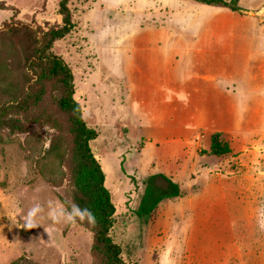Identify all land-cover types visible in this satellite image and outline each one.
I'll list each match as a JSON object with an SVG mask.
<instances>
[{
    "label": "rangeland",
    "instance_id": "rangeland-1",
    "mask_svg": "<svg viewBox=\"0 0 264 264\" xmlns=\"http://www.w3.org/2000/svg\"><path fill=\"white\" fill-rule=\"evenodd\" d=\"M60 1L0 0V102L20 99L29 86L21 47L2 33L5 22L60 25ZM238 6L235 12L198 0L70 3L74 29L53 51L71 67L75 98L98 132L91 147L117 209L111 235L128 264H209L176 248L201 239L240 245L211 264H264V0ZM148 70L158 71L159 85L171 75L173 89L158 90ZM213 76L220 99H202ZM55 97L48 86L42 107L28 115L44 113L50 121H24V132L0 127V264H97L94 236L78 223H54L45 213L37 227L25 226L36 203L46 212L49 202L67 207L74 183V145L55 128L56 120L64 125ZM217 132L232 148L220 158L210 154ZM157 173L182 182L190 193L180 206L199 211L162 219L164 209L177 207L168 199L141 217L145 181ZM213 177L232 182L231 194L217 197L215 187L196 194ZM157 183L166 186L163 178ZM206 209L214 212L200 213Z\"/></svg>",
    "mask_w": 264,
    "mask_h": 264
},
{
    "label": "trees",
    "instance_id": "trees-1",
    "mask_svg": "<svg viewBox=\"0 0 264 264\" xmlns=\"http://www.w3.org/2000/svg\"><path fill=\"white\" fill-rule=\"evenodd\" d=\"M73 0H61L59 12L63 17L62 24L56 26H33L13 17L5 22L2 33L17 43L22 50L26 72L28 75V90L20 99L0 102V127H7L16 132L25 131L24 121H50L51 117L29 118V111L46 101L47 87L54 85L57 97L52 104L64 118V125L55 121V128L68 132L73 141L74 183L67 199V207L72 202L81 208L92 210L96 217L95 225L78 222L90 230L94 236L92 254L97 264H128L123 258L122 247L111 235L115 224L116 205L112 193L106 186V175L103 166L94 154L91 142L98 138V132L88 126L84 118L83 108L76 100L74 74L66 61L54 51L56 42L63 40L74 29L73 13L70 3ZM207 5L226 7L239 11V0H198ZM8 114L16 115L7 118ZM23 116V120L17 116ZM232 153L230 142L224 133L217 132L211 136L210 154L224 157ZM159 178L166 181L165 187L157 183ZM145 191L137 213L152 216L159 205L165 200H174L185 196V190L180 183L163 174L150 175L145 181Z\"/></svg>",
    "mask_w": 264,
    "mask_h": 264
},
{
    "label": "crops",
    "instance_id": "crops-1",
    "mask_svg": "<svg viewBox=\"0 0 264 264\" xmlns=\"http://www.w3.org/2000/svg\"><path fill=\"white\" fill-rule=\"evenodd\" d=\"M173 36L174 35H168V39L169 40L173 39L172 38ZM181 39L185 40L186 38H181ZM202 40H203V38H199L198 44H201ZM261 65H262L261 68H262V70L264 72V63L261 64ZM148 71L151 72V73H154L153 76H152L151 83L155 84L156 88L158 90H161L162 93L173 89V87L171 86V83H170L171 75L168 76L167 77L168 79L166 78L164 82H161L162 83L161 85H159L157 83V81L155 80V79H157L158 71H156V72L154 70H148ZM134 72L136 73L135 70L133 71V73ZM130 73H131L130 71H128V73L124 72V76L125 75H130ZM162 74L165 77L167 75L164 72ZM144 75L147 76V83L149 84L150 83L149 82L150 76H148L147 73L146 74L144 73ZM125 78H126V76H125ZM207 80H210V82L212 83V87H211L210 90H208L209 92L205 93L202 96V99H220L219 95L221 94V90L219 88L220 85H218L219 78L217 76H213V77L207 78ZM125 86H126V84H125ZM128 87H130V86L127 84V89H128ZM178 91L180 92L182 90L179 89ZM173 99H176V98H173ZM202 124L205 125V126H208L207 120H203ZM210 143H211V140H210ZM176 182L180 183L181 185H183L182 182H179V181H176ZM213 187H215V190L217 191L216 193H220L221 194V196H217V197H222L225 194H231L233 183L230 182V181H223V180H221L219 178H214L213 177L212 183L209 184L208 186H205V187H199L198 190L196 191V194H197V192L200 193V194L209 193V191ZM184 190H185V196L184 197L178 198V199H174L176 201V203H174V205L177 206V207L171 208V209L166 208V209H164L162 211V213H160V216H161L162 219L168 220V218L170 217V218L174 219L173 221H178V219L176 217L178 210L181 211V212H183L184 210H188V211H192V212L199 211L197 208L190 209L188 207H181L180 206L183 202H185V200H187V198H188L187 194L190 193V190L186 189L185 185H184ZM179 200H181V201H179ZM175 201H173V202H175ZM212 212H214V211L210 212L208 209H206V210H202L200 213H202L204 215H208V214H210ZM239 246L240 245H238V243L235 242V241H228V242L222 241V240L221 241H208V240H202L201 239V240H196V241L190 242V243L189 242H185V243L180 242V243H178V245H176V248L177 249H188V250H190L189 253L193 257V259L200 260L201 258L202 259L205 258V259L208 260L207 263L211 264V260H213L215 258L221 259V258L225 257L226 254H230V253H231V255L233 254V252L227 253L225 251L226 248H239ZM181 252H182L181 250H180V252H179V250H177L176 254H180ZM238 254H239V251H238ZM234 263H236V262L233 261V264Z\"/></svg>",
    "mask_w": 264,
    "mask_h": 264
},
{
    "label": "clouds",
    "instance_id": "clouds-1",
    "mask_svg": "<svg viewBox=\"0 0 264 264\" xmlns=\"http://www.w3.org/2000/svg\"><path fill=\"white\" fill-rule=\"evenodd\" d=\"M45 213L48 219L54 223H70L76 224L78 222H87L95 225L96 217L90 208H81L75 202H72L69 207L60 205L59 208H54L49 202L47 212L44 205L40 203L34 204L28 209L27 216L25 217V226L27 228H35L45 217Z\"/></svg>",
    "mask_w": 264,
    "mask_h": 264
}]
</instances>
